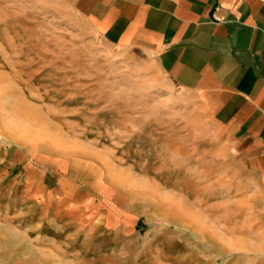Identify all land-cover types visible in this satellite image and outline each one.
<instances>
[{
	"label": "rangeland",
	"instance_id": "obj_1",
	"mask_svg": "<svg viewBox=\"0 0 264 264\" xmlns=\"http://www.w3.org/2000/svg\"><path fill=\"white\" fill-rule=\"evenodd\" d=\"M83 5L0 0V264H264L242 150Z\"/></svg>",
	"mask_w": 264,
	"mask_h": 264
},
{
	"label": "crops",
	"instance_id": "obj_2",
	"mask_svg": "<svg viewBox=\"0 0 264 264\" xmlns=\"http://www.w3.org/2000/svg\"><path fill=\"white\" fill-rule=\"evenodd\" d=\"M83 6L84 20L105 45L141 55L167 91L216 128L215 140L242 150L247 179L264 201V0H86ZM24 154L12 149L5 157L22 164Z\"/></svg>",
	"mask_w": 264,
	"mask_h": 264
},
{
	"label": "built area",
	"instance_id": "obj_3",
	"mask_svg": "<svg viewBox=\"0 0 264 264\" xmlns=\"http://www.w3.org/2000/svg\"><path fill=\"white\" fill-rule=\"evenodd\" d=\"M2 141V137H1V135H0V142Z\"/></svg>",
	"mask_w": 264,
	"mask_h": 264
}]
</instances>
